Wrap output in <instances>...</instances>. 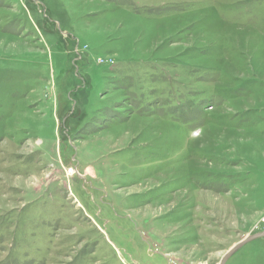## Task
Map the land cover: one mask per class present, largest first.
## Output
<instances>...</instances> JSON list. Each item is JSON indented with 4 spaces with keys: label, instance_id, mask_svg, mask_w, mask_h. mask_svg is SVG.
I'll use <instances>...</instances> for the list:
<instances>
[{
    "label": "rangeland",
    "instance_id": "1",
    "mask_svg": "<svg viewBox=\"0 0 264 264\" xmlns=\"http://www.w3.org/2000/svg\"><path fill=\"white\" fill-rule=\"evenodd\" d=\"M263 232L264 0H0V264H220Z\"/></svg>",
    "mask_w": 264,
    "mask_h": 264
},
{
    "label": "water",
    "instance_id": "2",
    "mask_svg": "<svg viewBox=\"0 0 264 264\" xmlns=\"http://www.w3.org/2000/svg\"><path fill=\"white\" fill-rule=\"evenodd\" d=\"M264 238V232L257 234V235H253L250 237H247L246 239H244L243 241L239 242L238 244H236L235 246H233L222 258L220 264H227L228 261L243 247H245L246 245H248L249 243L256 241L258 239Z\"/></svg>",
    "mask_w": 264,
    "mask_h": 264
}]
</instances>
